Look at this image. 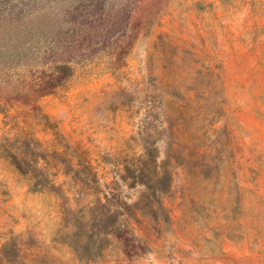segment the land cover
<instances>
[{
	"label": "rangeland",
	"instance_id": "obj_1",
	"mask_svg": "<svg viewBox=\"0 0 264 264\" xmlns=\"http://www.w3.org/2000/svg\"><path fill=\"white\" fill-rule=\"evenodd\" d=\"M150 106L169 223L79 259L62 200L0 158V264H264V0H0V138L56 126L133 203Z\"/></svg>",
	"mask_w": 264,
	"mask_h": 264
},
{
	"label": "trees",
	"instance_id": "obj_2",
	"mask_svg": "<svg viewBox=\"0 0 264 264\" xmlns=\"http://www.w3.org/2000/svg\"><path fill=\"white\" fill-rule=\"evenodd\" d=\"M152 118L150 106L140 131L142 153L127 162L121 169L123 175L116 174L127 187L141 188L133 203L122 197L116 181L103 183L89 152L70 142L56 126H46L51 132L47 145L15 127L0 138V158L13 167L29 191L62 200V220L68 229L64 242L79 259H101L116 235L133 231L132 222L141 226L147 218L153 229L169 223L162 195L168 191L172 175L169 163L159 157L155 142L161 132L151 131Z\"/></svg>",
	"mask_w": 264,
	"mask_h": 264
}]
</instances>
